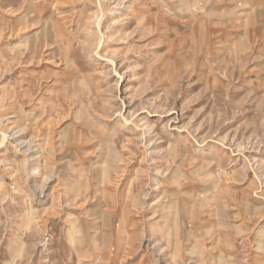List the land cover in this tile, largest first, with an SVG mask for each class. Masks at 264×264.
<instances>
[{"label": "rangeland", "instance_id": "obj_1", "mask_svg": "<svg viewBox=\"0 0 264 264\" xmlns=\"http://www.w3.org/2000/svg\"><path fill=\"white\" fill-rule=\"evenodd\" d=\"M0 264H264V0H0Z\"/></svg>", "mask_w": 264, "mask_h": 264}, {"label": "bare ground", "instance_id": "obj_2", "mask_svg": "<svg viewBox=\"0 0 264 264\" xmlns=\"http://www.w3.org/2000/svg\"><path fill=\"white\" fill-rule=\"evenodd\" d=\"M22 55H24V53L22 54ZM21 55V56H22ZM48 110V109H47ZM45 111V110H44ZM46 113V112H45ZM48 114V113H47ZM32 116V115H31ZM49 118H50V116H48ZM28 118V117H27ZM48 119V118H47ZM27 120V119H26ZM51 121V120H50ZM26 122V121H25ZM42 124V123H41ZM22 125H26L25 123H23ZM30 125V124H29ZM48 125V124H47ZM121 127V126H120ZM28 128V127H27ZM37 129V128H36ZM37 133H39V130H38V132ZM3 134V133H2ZM40 134V133H39ZM115 134H118L116 131H112V133H109L108 134V136H107V138H105L106 136H102V137H100L101 138V140L99 141V143L101 144V143H105L106 144V148L108 149V151H110L111 150V147L109 146V143L110 144H114V145H117V142L116 141H114V140H112V139H110V137L109 136H113V137H115ZM103 135H105V134H103ZM3 140H5L6 139V135L5 134H3V138H2ZM6 141V140H5ZM80 141V140H79ZM44 142H47V139H46V141H44ZM4 143V142H3ZM65 144V141H64V143H63V145ZM60 145H62V144H60ZM76 153V152H75ZM178 157V156H177ZM132 184H134V183H130V185H132ZM94 197V196H93ZM215 198V197H214ZM212 200H215V199H212ZM128 201H126L125 203H127ZM128 204H130V202H128ZM124 216V215H123ZM122 216V217H123ZM126 220V219H125ZM73 238V237H72ZM75 241V238L74 239H72L71 240V242H72V245L74 244V241Z\"/></svg>", "mask_w": 264, "mask_h": 264}]
</instances>
